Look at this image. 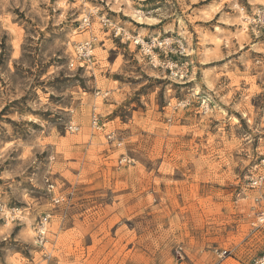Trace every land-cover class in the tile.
<instances>
[{
  "label": "rangeland",
  "instance_id": "rangeland-1",
  "mask_svg": "<svg viewBox=\"0 0 264 264\" xmlns=\"http://www.w3.org/2000/svg\"><path fill=\"white\" fill-rule=\"evenodd\" d=\"M128 1L139 15L125 0H0V264H249L264 253L252 225L264 36L232 9L264 0ZM102 14L171 52L150 60ZM91 36L92 65L78 69L73 47ZM12 210L21 220L5 222ZM46 212L42 248L33 227Z\"/></svg>",
  "mask_w": 264,
  "mask_h": 264
},
{
  "label": "built area",
  "instance_id": "built-area-1",
  "mask_svg": "<svg viewBox=\"0 0 264 264\" xmlns=\"http://www.w3.org/2000/svg\"><path fill=\"white\" fill-rule=\"evenodd\" d=\"M239 15H241L242 22L245 25L246 32H249L253 37L264 36V5L256 6L252 9H247L246 6L242 4L233 6L232 8ZM91 14L84 16L79 23L78 30L81 32H88L91 27ZM98 22L103 29H106L110 33V35L120 42L130 43L132 44L138 52L142 53L145 57L149 58L152 61L158 60V52L162 51L163 53L171 52V44L168 40H163L162 42H158L156 39L148 40L142 37L138 32H130L126 30V28L120 24L115 22L111 17L107 14H102L98 18ZM242 28V27H241ZM80 32V33H81ZM94 41L95 37L91 36L88 39H84L75 43L74 45V54H75V62H78V69L88 68L92 65L94 58ZM179 47V46H178ZM181 47V46H180ZM179 47V48H180ZM181 49V48H180ZM74 60L70 61V67L73 68L75 65ZM184 73V72H183ZM182 71L174 73L173 75L179 78H184L186 74H183ZM92 127L99 128V121L97 119V115L93 114L92 116ZM75 130V129H74ZM264 177H260L259 180H252V187L259 188L262 184V180ZM44 183L46 187V191L48 194L52 195L55 191L56 184L51 180L49 176H45ZM62 198L60 196H53L51 201L54 205L60 204ZM254 201L258 205V211L255 216V221L252 224L256 228L264 229V198L262 196H257ZM21 213L17 212V210H12V212L5 216V222L8 220L10 222H18L20 221ZM51 214L49 212L43 213L41 217H39L33 227L34 234V244L37 247L44 248V245L47 241V229L48 224L50 222ZM217 252V251H216ZM227 255V251L218 252V256L223 257ZM47 257V254H44ZM22 264H37L33 260H26ZM249 264H264V253L262 255L256 256L252 258Z\"/></svg>",
  "mask_w": 264,
  "mask_h": 264
},
{
  "label": "bare ground",
  "instance_id": "bare-ground-1",
  "mask_svg": "<svg viewBox=\"0 0 264 264\" xmlns=\"http://www.w3.org/2000/svg\"><path fill=\"white\" fill-rule=\"evenodd\" d=\"M125 2H126V5L130 8V9H132V11H134L136 14H140V12L138 11V10H135L133 7H132V5L130 4V2L128 1V0H125ZM205 103V102H204ZM28 226V225H27ZM30 228V227H29ZM27 233H29V232H27Z\"/></svg>",
  "mask_w": 264,
  "mask_h": 264
},
{
  "label": "crops",
  "instance_id": "crops-1",
  "mask_svg": "<svg viewBox=\"0 0 264 264\" xmlns=\"http://www.w3.org/2000/svg\"><path fill=\"white\" fill-rule=\"evenodd\" d=\"M245 32H246V30H245Z\"/></svg>",
  "mask_w": 264,
  "mask_h": 264
}]
</instances>
